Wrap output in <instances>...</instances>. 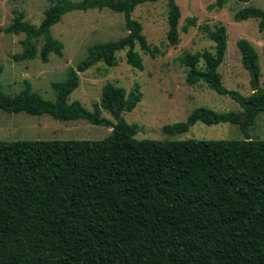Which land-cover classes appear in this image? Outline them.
Here are the masks:
<instances>
[{
    "label": "trees",
    "instance_id": "16d2710c",
    "mask_svg": "<svg viewBox=\"0 0 264 264\" xmlns=\"http://www.w3.org/2000/svg\"><path fill=\"white\" fill-rule=\"evenodd\" d=\"M51 1L39 26L19 12L4 29L26 35L22 52L13 55L16 62L39 57L48 63L52 53L62 57L64 44L54 38L52 27L68 12L109 8L124 15L129 33L89 46L67 78L51 84L54 100L34 91L29 81L12 97L0 86V109L86 120L112 132L100 140H0V264H264V140L251 139L249 132L264 112V88L246 97L223 84L219 67L228 46L227 27L202 26L214 51L188 52L179 62L188 85L205 82L236 99L243 112L200 106L164 131L176 135L197 122H231L246 138L137 139L140 126L123 116L141 101L136 90L108 82L92 110L69 98L80 86V73L98 63L117 65L120 51L127 49V62L141 70L136 45L156 57L157 49H151L132 14L137 6L159 0ZM229 1L210 6L221 9ZM167 3V41L176 47L181 9L176 0ZM251 18L263 31L264 9L249 6L234 15L238 22ZM196 24L197 18L189 17L182 29ZM237 44L244 64L259 76L252 44L245 39Z\"/></svg>",
    "mask_w": 264,
    "mask_h": 264
},
{
    "label": "rangeland",
    "instance_id": "374dc122",
    "mask_svg": "<svg viewBox=\"0 0 264 264\" xmlns=\"http://www.w3.org/2000/svg\"><path fill=\"white\" fill-rule=\"evenodd\" d=\"M176 2L181 9L178 46H170L167 41V0L137 6L132 16L142 24L151 49H157L156 57L136 45L135 50L143 59L144 68L141 70L127 62V49L118 52L117 65L109 67L105 63H98L79 74L80 86L70 95L69 102L78 100L92 110L93 104L101 101L103 86L112 82L124 87L127 92L136 90L141 94V101L135 109L123 113L128 123L140 126L135 136L137 139L243 140L246 137L240 126L231 122L215 125L197 122L188 132L176 135L167 134L164 127L186 121L189 114L200 106L219 112H243L242 105L236 99L219 94L207 83L200 82L194 86L186 83V67L180 64L179 57L188 52L214 51L215 44L202 29L204 25L213 27L223 23L227 27V51L219 67L223 84L246 97L255 91V77L244 64L237 44L239 40L245 39L252 44L257 54L260 72L257 76L258 88H264V30H260L258 19L239 22L234 19L235 13L242 8L254 6L264 9V0H230L221 9L210 6L215 0ZM51 5V0H0V86L11 97L23 89L25 81H29L34 91L45 99L54 100L55 92L51 84L65 80L68 69L76 67L86 57L89 46L115 41L129 33L124 15L109 8L68 12L52 27L54 38L64 44L62 57L52 53L48 63L39 57L16 62L13 55L22 52V41L26 35L7 33L4 29L19 12L24 13L25 21L39 26ZM189 17H196L197 24L184 31L182 26L188 23ZM199 66L204 68V62ZM104 115L113 119L107 112ZM111 132L112 127L95 125L86 120L61 121L48 114L8 113L0 109V140H100ZM249 132L251 139L264 140V112L257 116Z\"/></svg>",
    "mask_w": 264,
    "mask_h": 264
},
{
    "label": "water",
    "instance_id": "95a60500",
    "mask_svg": "<svg viewBox=\"0 0 264 264\" xmlns=\"http://www.w3.org/2000/svg\"><path fill=\"white\" fill-rule=\"evenodd\" d=\"M254 77H255V91H257L259 87V82L257 76L255 75Z\"/></svg>",
    "mask_w": 264,
    "mask_h": 264
}]
</instances>
